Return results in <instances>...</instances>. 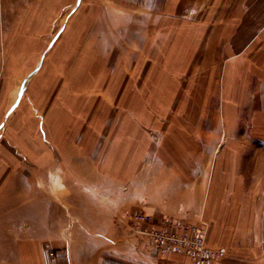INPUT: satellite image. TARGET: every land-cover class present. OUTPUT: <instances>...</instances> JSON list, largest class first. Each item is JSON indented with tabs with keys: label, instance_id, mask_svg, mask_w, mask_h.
I'll use <instances>...</instances> for the list:
<instances>
[{
	"label": "crops",
	"instance_id": "obj_1",
	"mask_svg": "<svg viewBox=\"0 0 264 264\" xmlns=\"http://www.w3.org/2000/svg\"><path fill=\"white\" fill-rule=\"evenodd\" d=\"M0 118V264H264V0H0Z\"/></svg>",
	"mask_w": 264,
	"mask_h": 264
},
{
	"label": "built area",
	"instance_id": "obj_2",
	"mask_svg": "<svg viewBox=\"0 0 264 264\" xmlns=\"http://www.w3.org/2000/svg\"><path fill=\"white\" fill-rule=\"evenodd\" d=\"M131 219L135 233L158 256L178 253L194 264H215L225 254L224 249L207 244L209 224L202 218L199 221L163 218L157 222L148 210L140 209Z\"/></svg>",
	"mask_w": 264,
	"mask_h": 264
},
{
	"label": "rangeland",
	"instance_id": "obj_3",
	"mask_svg": "<svg viewBox=\"0 0 264 264\" xmlns=\"http://www.w3.org/2000/svg\"><path fill=\"white\" fill-rule=\"evenodd\" d=\"M136 0H127V3L128 4H132V5H134V4H136L139 0H137V2H135ZM144 1V3L145 4H151V6H155V5H157V2L158 3H160L161 4V7H163V5H164V2H165V0H143ZM154 1H155V3H154ZM140 209H143V208H138L137 210H133V211H131V212H129V213H135L136 211H138V210H140ZM146 210V209H145ZM133 213V214H134ZM133 214H132V216H133ZM131 215V214H130ZM129 216V215H128ZM127 216V217H128ZM132 216L130 217H128L129 218V221H128V219H127V223L129 224V226L133 229V227L131 226V221H130V219L132 218ZM189 221V220H188ZM135 232V231H134ZM207 244H208V241H207ZM216 249V248H215ZM220 249H223V248H220ZM224 256H225V254H224ZM224 256H222V257H220L219 259H222Z\"/></svg>",
	"mask_w": 264,
	"mask_h": 264
},
{
	"label": "bare ground",
	"instance_id": "obj_4",
	"mask_svg": "<svg viewBox=\"0 0 264 264\" xmlns=\"http://www.w3.org/2000/svg\"><path fill=\"white\" fill-rule=\"evenodd\" d=\"M176 28V27H175ZM178 28V27H177ZM177 31V30H176ZM179 32V33H178ZM176 33V32H175ZM177 33L178 34H180L181 32L180 31H177ZM183 33V32H182ZM182 33H181V35H182ZM178 34H177V37H178ZM184 35V34H183ZM175 38H176V36H175ZM177 39V38H176ZM176 39H173V40H176ZM181 39V38H180ZM179 40V39H178ZM183 41H184V38H183ZM176 42V41H175ZM182 42V41H181ZM178 45V44H177ZM175 50H176V48H175ZM167 51V50H166ZM174 52V51H173ZM177 52V51H176ZM162 57H164V56H162ZM162 60V59H161ZM165 61H166V59H165ZM130 71H131V69H130ZM157 78V77H156ZM19 95V94H18ZM117 96V95H116ZM1 119V118H0ZM8 129V128H7ZM53 256V255H52Z\"/></svg>",
	"mask_w": 264,
	"mask_h": 264
},
{
	"label": "snow or ice",
	"instance_id": "obj_5",
	"mask_svg": "<svg viewBox=\"0 0 264 264\" xmlns=\"http://www.w3.org/2000/svg\"><path fill=\"white\" fill-rule=\"evenodd\" d=\"M78 2H79V0H78ZM0 127H3V125H0Z\"/></svg>",
	"mask_w": 264,
	"mask_h": 264
}]
</instances>
